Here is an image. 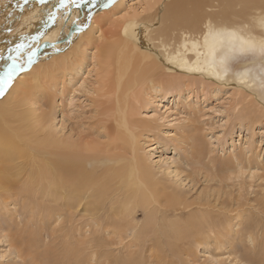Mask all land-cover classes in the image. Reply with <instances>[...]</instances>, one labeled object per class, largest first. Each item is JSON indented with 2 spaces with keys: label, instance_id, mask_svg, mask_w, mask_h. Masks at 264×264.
<instances>
[{
  "label": "rangeland",
  "instance_id": "rangeland-1",
  "mask_svg": "<svg viewBox=\"0 0 264 264\" xmlns=\"http://www.w3.org/2000/svg\"><path fill=\"white\" fill-rule=\"evenodd\" d=\"M100 1L67 0L57 24L71 4L78 2L76 14L86 17ZM149 3L123 0L115 15L98 14L96 48L84 42L82 60L49 83L26 76L18 86L29 87L46 137H70L87 161H105L101 170L120 168H108L114 170L103 198L89 195L73 206L2 193L0 264H119L131 252L138 264H264V117L251 105L264 106V51L229 57L227 72L215 80L187 74L170 87H137L130 116L136 141L122 142L111 115L113 74L94 54L116 43L122 14L149 15ZM243 71L245 83L237 80ZM135 163L140 172L128 179ZM131 221L136 227L127 229Z\"/></svg>",
  "mask_w": 264,
  "mask_h": 264
},
{
  "label": "bare ground",
  "instance_id": "bare-ground-1",
  "mask_svg": "<svg viewBox=\"0 0 264 264\" xmlns=\"http://www.w3.org/2000/svg\"><path fill=\"white\" fill-rule=\"evenodd\" d=\"M66 1L0 0V77L13 60L21 69L13 76L11 87L0 96V195L15 191L37 202L46 196L73 206L89 195L94 199L103 198L107 194L105 179L110 176L108 172L114 170L108 171V168L117 166L101 170L105 161L96 158L87 161L89 156L82 157L73 147L78 144L70 137L66 140L46 137L44 116L38 115L37 109L32 107L35 101L26 92L29 87L20 89L18 86L27 82L26 76H32V81L47 83L53 80L55 72L65 71L81 61L86 46L83 43L95 45L93 32L98 14L110 11L115 15L123 0H101L86 17L76 14L74 8L78 2L71 4L57 24L59 10H64ZM151 2V7L147 8L153 11L144 15L145 18L137 17L133 10L134 14H122L116 25V43H103L94 54L99 67L113 74L109 78V88L113 91L111 115L120 141L130 145L136 141L130 116L135 111L133 105L139 101L137 87L148 83L153 88L170 87L187 74L215 80L214 77H223L227 72L229 57L239 52L264 51V0ZM82 8L80 5L81 15ZM80 18L85 22L78 21ZM247 79V71L238 74L237 80L245 83ZM37 82L32 84L37 85ZM91 89L96 91L94 86ZM251 105L264 117L261 103L256 101V107ZM117 161L119 159L110 164L115 165ZM138 163L127 175L128 179L134 177L133 174L138 176ZM120 184L126 185V182ZM128 212L120 213L128 217ZM134 226L133 221L126 223L127 229ZM129 256L118 261L119 264H138Z\"/></svg>",
  "mask_w": 264,
  "mask_h": 264
},
{
  "label": "snow or ice",
  "instance_id": "snow-or-ice-1",
  "mask_svg": "<svg viewBox=\"0 0 264 264\" xmlns=\"http://www.w3.org/2000/svg\"><path fill=\"white\" fill-rule=\"evenodd\" d=\"M29 63H31V60H29ZM18 70H21V69L17 68L15 61L13 60V64L8 66L5 74L2 77H0V96H3L5 93V90L11 87L13 83V76Z\"/></svg>",
  "mask_w": 264,
  "mask_h": 264
}]
</instances>
